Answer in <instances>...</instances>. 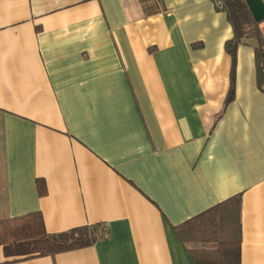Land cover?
I'll return each instance as SVG.
<instances>
[{"label":"crops","instance_id":"obj_1","mask_svg":"<svg viewBox=\"0 0 264 264\" xmlns=\"http://www.w3.org/2000/svg\"><path fill=\"white\" fill-rule=\"evenodd\" d=\"M233 35L215 0H0V221L108 232L0 264H197L179 227L238 195L264 264V91L249 40L226 104Z\"/></svg>","mask_w":264,"mask_h":264},{"label":"trees","instance_id":"obj_2","mask_svg":"<svg viewBox=\"0 0 264 264\" xmlns=\"http://www.w3.org/2000/svg\"><path fill=\"white\" fill-rule=\"evenodd\" d=\"M228 17L233 38L225 50L233 59L232 83L226 104L234 99L237 50L249 40L255 43L257 82L264 91V28L255 21L246 0H215ZM40 194L45 191L38 181ZM241 196H235L184 223L178 234L197 264H241ZM101 225L84 226L59 234L45 230L40 213L0 221V246L13 248L19 256L34 258L92 246L107 237Z\"/></svg>","mask_w":264,"mask_h":264},{"label":"water","instance_id":"obj_3","mask_svg":"<svg viewBox=\"0 0 264 264\" xmlns=\"http://www.w3.org/2000/svg\"><path fill=\"white\" fill-rule=\"evenodd\" d=\"M256 22H264V0H246Z\"/></svg>","mask_w":264,"mask_h":264}]
</instances>
